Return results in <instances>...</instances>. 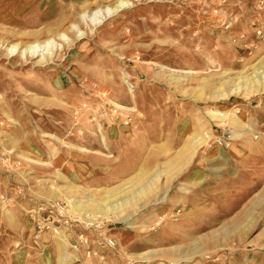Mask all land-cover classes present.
I'll return each instance as SVG.
<instances>
[{
  "label": "rangeland",
  "instance_id": "1",
  "mask_svg": "<svg viewBox=\"0 0 264 264\" xmlns=\"http://www.w3.org/2000/svg\"><path fill=\"white\" fill-rule=\"evenodd\" d=\"M56 201L117 249L36 241ZM79 259L264 264V0H0V264Z\"/></svg>",
  "mask_w": 264,
  "mask_h": 264
},
{
  "label": "built area",
  "instance_id": "2",
  "mask_svg": "<svg viewBox=\"0 0 264 264\" xmlns=\"http://www.w3.org/2000/svg\"><path fill=\"white\" fill-rule=\"evenodd\" d=\"M127 124H130V120ZM214 143L215 146L220 147L231 146L230 142L224 139H216ZM178 213L175 216L176 219ZM29 218L36 241H41L45 235L60 236L65 229H69L75 233L72 250L76 253H82L86 257H94L95 260L103 262L117 249L118 241L112 229L106 227L102 219L93 214H89L86 220L72 217L63 202L38 203L29 211ZM76 264L85 263L79 259Z\"/></svg>",
  "mask_w": 264,
  "mask_h": 264
},
{
  "label": "crops",
  "instance_id": "3",
  "mask_svg": "<svg viewBox=\"0 0 264 264\" xmlns=\"http://www.w3.org/2000/svg\"><path fill=\"white\" fill-rule=\"evenodd\" d=\"M73 169L75 170L77 177L79 178L83 177L89 183H94L100 186V185H104V183L106 182L108 183L109 181L107 174L100 171L99 166H94L91 163H87L86 165V164L77 162V163H74ZM47 236L48 235H46L45 237Z\"/></svg>",
  "mask_w": 264,
  "mask_h": 264
},
{
  "label": "bare ground",
  "instance_id": "4",
  "mask_svg": "<svg viewBox=\"0 0 264 264\" xmlns=\"http://www.w3.org/2000/svg\"><path fill=\"white\" fill-rule=\"evenodd\" d=\"M238 120H239V119H236V118L233 117V122L236 123Z\"/></svg>",
  "mask_w": 264,
  "mask_h": 264
}]
</instances>
